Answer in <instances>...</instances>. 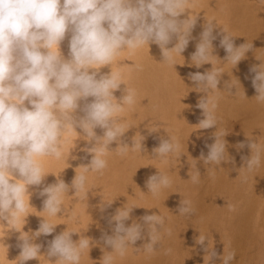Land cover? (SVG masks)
<instances>
[{"label":"clouds","instance_id":"obj_1","mask_svg":"<svg viewBox=\"0 0 264 264\" xmlns=\"http://www.w3.org/2000/svg\"><path fill=\"white\" fill-rule=\"evenodd\" d=\"M259 2L264 5V0ZM187 4L188 0H0V223L6 222L5 225H11L13 230L20 232L18 264L37 259L42 245L34 243V240L55 231L56 224L44 219L32 235L16 230L15 225L22 216L26 221L29 215H26L30 206L29 186H40L46 176L37 157L60 159L63 155L61 136L66 129L76 131L79 128L87 141L92 142L91 147L84 149L91 154V160L80 166L83 171L75 175L71 185L58 178L39 192L41 197H45L43 211L49 216L64 214L63 197L70 189H74V196L81 193L87 196L85 173H102L107 167L104 156L112 151L109 150L110 144L117 143L114 150L121 156L127 155L129 150L146 151L142 143L145 137L141 134L139 139L133 138L132 147L122 141L125 126L117 119L125 105L136 103L135 90L126 87L118 100L114 93L123 83L120 73L100 74L93 66H111L125 49L135 50L145 44H156L161 50L162 62L175 68L173 53L182 56L193 39L192 32L197 24V16L185 15ZM216 27L214 21L206 22L191 55L196 68L209 63L212 65L203 73H189V79L196 85L195 91L206 94L196 105L204 117L196 125L202 130L218 124L215 115L218 97L209 94L220 91L218 84L224 73L223 69L213 65V60L218 59L213 45L217 39L213 34ZM222 32L219 46L227 54L224 61L235 67L253 44L246 42L235 46L233 36L226 29ZM68 33L71 35L69 58L66 59L60 44ZM173 41L174 46L169 48ZM54 47L56 51L52 50ZM250 71L255 73L252 85L257 95L254 98L258 103H264V62L253 66ZM233 87L232 81L225 82V89L230 94ZM77 110L83 115H77ZM97 128L103 130L102 136L96 134ZM227 134L217 130L214 143L206 144L208 153L205 156L202 152L200 156L205 165L218 167L222 162L232 161L224 139ZM247 146L251 156L242 157L246 166L240 170L254 172L261 165L264 144L248 137ZM237 147L242 149L245 144L240 143ZM152 151L154 157L168 162L170 156L179 153L180 144L174 137H161L159 146ZM189 175L194 184L200 182L197 167ZM170 184L169 176L160 171L146 181L148 193L153 196H158ZM141 194L145 193L141 191ZM112 202L106 204L110 206ZM134 208L137 206L124 205L109 220V224L114 222L112 234L104 233L101 238L112 251L104 252L102 264H113V253L125 256L129 247L145 239V232L148 242L135 249L147 254L156 251L162 240L165 218L156 213L146 214L141 217L143 223L133 220L126 226L125 222L131 219ZM228 209L235 211L236 206L228 204ZM178 211L180 215H192L195 210L192 202L183 198ZM164 230L171 235V229ZM74 233L78 232L66 229L48 241L47 257H55L54 264H80L82 253L90 251L93 245L91 238L80 236L78 241H74ZM206 239L204 264H210L217 257V252L213 245L210 246L209 238L200 233L196 243L204 245ZM171 253V248L165 249L166 255ZM221 259L222 264H231L235 252L223 254Z\"/></svg>","mask_w":264,"mask_h":264},{"label":"bare ground","instance_id":"obj_2","mask_svg":"<svg viewBox=\"0 0 264 264\" xmlns=\"http://www.w3.org/2000/svg\"><path fill=\"white\" fill-rule=\"evenodd\" d=\"M187 9L185 15L197 16V24L192 32L193 39L182 56L173 53L175 68L162 62V53L156 44H145L135 50L125 49L111 66H93L100 74L120 73L124 84L114 93L118 100L126 87L135 90L136 103L125 105L117 119L125 126L122 141L132 147L133 138L139 139L141 134L145 137L142 143L146 151L129 150L127 155L121 156L114 150L117 143L110 144L109 150L112 151L104 156L107 167L102 173H85L87 196L83 193L74 196V189H70L63 197L64 214L49 216L43 211L45 197L39 192L58 178L71 185L75 175L83 171L80 166L91 160V154L84 149L91 147L92 142L87 141L81 129H66L61 136L63 155L60 159L37 157L46 176L40 186H29L30 206L26 213L29 215L26 221L22 216L15 225L16 230L32 235L43 219L56 224L52 234L34 240L42 245L40 255L25 264H54L56 258L47 257L48 241L66 229L78 232L72 236L74 241L80 236L93 241L90 251L82 253L80 264H102L104 252L112 249L105 246L101 237L104 233L112 234L114 222L109 224V220L124 205L137 206L131 219L125 222L126 226L133 220L143 223L141 217L152 213L162 215L165 224L161 229L162 240L153 254L135 249L148 242L145 232V239L137 241L134 248L129 247L125 256L113 253V264H204L208 240L204 245L197 244L200 233L209 238L210 246L213 245L217 252L210 264H222L223 254L231 251L235 252L231 264H264V156L254 172L240 170L246 166L242 157L251 156L248 137L264 144V103H258L254 98L257 95L252 85L255 73L250 71L253 66L264 62V5L259 0H188ZM208 20L217 26L213 32L217 36L213 45L218 59L213 60V65L223 69L224 73L218 84L220 91L209 93L218 97L217 127L202 130L196 125L204 117L196 105L206 94L195 91L196 85L189 79V73H203L212 68L210 63L196 68L191 61ZM222 29L233 36L235 46L246 42L253 44L235 67L224 61L227 54L219 46ZM70 35L66 34L60 44L66 59L69 58ZM52 50L56 51L55 47ZM230 81L235 84L231 94L225 89V82ZM77 115L83 113L77 110ZM152 129L157 131L149 132ZM217 130L228 133L224 139L232 157L231 162H222L218 167L205 165L200 159L202 152L207 155L206 144L214 143ZM95 132L98 136L103 135L100 128ZM161 137H174L180 144L179 153L170 156L168 162L153 156L152 150L159 146ZM240 143L245 147L238 148ZM196 167L201 176L200 182L194 184L189 172L194 173ZM158 171L168 175L171 184L158 196H153L148 193L146 181ZM141 191L145 194L142 195ZM183 198L192 202L194 214H179ZM111 201L108 206L106 203ZM228 204L235 205L236 210L229 211ZM5 224L0 223V264H18L20 232ZM164 229H171V235ZM168 248L172 253L166 255L165 249Z\"/></svg>","mask_w":264,"mask_h":264}]
</instances>
